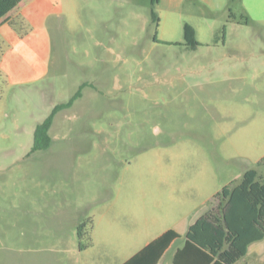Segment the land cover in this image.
<instances>
[{
	"label": "rangeland",
	"instance_id": "obj_1",
	"mask_svg": "<svg viewBox=\"0 0 264 264\" xmlns=\"http://www.w3.org/2000/svg\"><path fill=\"white\" fill-rule=\"evenodd\" d=\"M62 5L49 75L0 77V264H123L170 229L179 247L224 187L264 173V0Z\"/></svg>",
	"mask_w": 264,
	"mask_h": 264
},
{
	"label": "trees",
	"instance_id": "obj_2",
	"mask_svg": "<svg viewBox=\"0 0 264 264\" xmlns=\"http://www.w3.org/2000/svg\"><path fill=\"white\" fill-rule=\"evenodd\" d=\"M22 0H0V25L7 23L19 33H26L28 26L21 15L8 17L16 10ZM158 0H151L157 2ZM155 22L158 17L152 14ZM184 43L195 49L198 42L195 30L188 24L183 27ZM3 48L0 44V58ZM3 84L7 85L6 77L0 69ZM79 88L67 102L55 105L46 118L39 123L33 133L31 153L47 150L51 145L49 130L54 118L61 110L69 108L80 97ZM264 159L258 165L264 167ZM219 205L214 207L213 200L208 203L207 211L192 223L181 246L177 247L172 264H236L247 253L248 247L264 239V173L246 170L239 184L224 187L214 199ZM85 227L78 226V234ZM181 237L174 230H168L148 243L123 264H158L164 253Z\"/></svg>",
	"mask_w": 264,
	"mask_h": 264
},
{
	"label": "crops",
	"instance_id": "obj_3",
	"mask_svg": "<svg viewBox=\"0 0 264 264\" xmlns=\"http://www.w3.org/2000/svg\"><path fill=\"white\" fill-rule=\"evenodd\" d=\"M62 11V0H22L8 17L21 15L28 26L26 33H19L7 23L0 25V44L3 48L0 69L7 85L27 87L43 81L49 75L52 54L49 25L59 24ZM175 244L172 243L163 257L169 251H172L173 257L177 248ZM163 257L158 264H162ZM239 262L264 264V239L250 245L246 256Z\"/></svg>",
	"mask_w": 264,
	"mask_h": 264
}]
</instances>
